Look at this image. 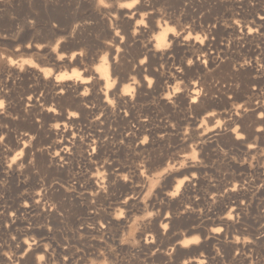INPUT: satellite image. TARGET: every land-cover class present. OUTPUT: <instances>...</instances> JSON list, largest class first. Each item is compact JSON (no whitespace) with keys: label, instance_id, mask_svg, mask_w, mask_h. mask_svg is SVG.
Returning <instances> with one entry per match:
<instances>
[{"label":"rangeland","instance_id":"rangeland-1","mask_svg":"<svg viewBox=\"0 0 264 264\" xmlns=\"http://www.w3.org/2000/svg\"><path fill=\"white\" fill-rule=\"evenodd\" d=\"M108 1L0 0V264H264V0Z\"/></svg>","mask_w":264,"mask_h":264},{"label":"bare ground","instance_id":"bare-ground-1","mask_svg":"<svg viewBox=\"0 0 264 264\" xmlns=\"http://www.w3.org/2000/svg\"><path fill=\"white\" fill-rule=\"evenodd\" d=\"M63 1H65V0H63ZM77 1V0H76ZM101 1V0H100ZM103 1V0H102ZM108 1V0H107ZM113 1V0H112ZM115 1V0H114ZM124 1V0H123ZM134 0H132V2H133ZM161 1V0H160ZM171 1V0H170ZM104 2H105V0H104ZM142 2H144V1H142ZM74 3H76V2H74ZM114 3V2H113ZM59 4V3H58ZM94 4H95V2H94ZM108 4V6H109V1H108V3L106 2V4L105 5H107ZM152 4V3H151ZM96 5V4H95ZM99 5H100V3H99ZM65 6V5H64ZM78 6V5H77ZM103 6V5H102ZM113 6V5H112ZM144 6V5H143ZM107 7V6H106ZM111 7V6H110ZM114 7V6H113ZM84 8V6H82V9ZM108 8V7H107ZM108 9H110V8H108ZM112 9V8H111ZM133 9V8H132ZM41 10V9H40ZM107 10V9H106ZM114 10V9H113ZM130 10H131V8H130ZM111 12V11H110ZM51 13V12H50ZM65 13V12H64ZM120 13V12H119ZM122 13V12H121ZM51 15V14H50ZM64 15V14H63ZM68 15V14H67ZM67 15H66V17H67ZM61 17H63L62 16V14L60 15ZM70 16V15H69ZM88 16V15H87ZM90 17V16H89ZM50 18V17H49ZM77 18V17H76ZM81 18H84V17H81ZM48 19V18H47ZM64 20H62V18H61V22H63V21H65V19H67V18H63ZM78 19V18H77ZM91 19L93 20V18H92V16H91ZM258 19L260 20V21H264V11L259 15V17H258ZM67 20H70V17L67 19ZM67 20H66V22H67ZM73 20H74V18H73ZM79 20V19H78ZM95 21V20H94ZM61 22H59L61 25H62V23ZM74 22V21H73ZM101 22H104V21H101ZM107 22V21H106ZM124 22V21H123ZM68 23V22H67ZM148 23V22H147ZM216 23V22H215ZM244 23V22H243ZM69 24V23H68ZM80 24V23H79ZM85 24V23H84ZM64 25V24H63ZM77 25V24H76ZM124 25V24H123ZM127 25V24H126ZM67 25H64V27H66ZM101 26V25H100ZM102 26H104V25H102ZM122 26V25H121ZM125 26V25H124ZM78 27V26H77ZM87 27V29H88V26H86ZM86 27H85V29H86ZM115 28H116V26H114ZM126 27V26H125ZM125 27H124V29H125ZM75 28V27H74ZM79 28V27H78ZM77 28V29H78ZM84 28V27H83ZM121 28H123V27H121ZM76 29V30H77ZM90 29V28H89ZM92 29V28H91ZM126 29H129V28H126ZM234 29V28H233ZM93 30V29H92ZM85 31V30H84ZM84 31H82V32H84ZM121 31V30H120ZM87 32V31H86ZM163 32H165V30H163ZM253 32V31H252ZM93 33V32H92ZM120 33V32H119ZM118 33V34H119ZM76 34H77V32H76ZM85 34V33H84ZM124 34V33H123ZM240 34V33H239ZM78 35V34H77ZM76 35V36H77ZM127 35V34H126ZM164 35H165V33L164 34H162L161 36H159L158 38H157V43L158 44H162V42L164 41ZM250 35H251V27H247L246 28V30L242 33V35H241V38H243V40L245 39H248L249 37H250ZM137 36L138 35H136V38H137ZM88 37H89V35H88ZM113 37V36H112ZM127 37H129V36H127ZM91 39V38H90ZM106 39V38H105ZM42 40V39H41ZM115 41V40H114ZM129 41V40H128ZM127 42V41H126ZM175 42V41H174ZM135 43V42H134ZM61 44V43H60ZM75 44V43H74ZM78 44V43H77ZM61 45H63V44H61ZM76 46H78V45H76ZM87 46H88V41H87ZM125 46H127L126 45V43H125ZM128 47V46H127ZM123 48H124V46H123ZM129 48V47H128ZM134 48V47H133ZM137 48H138V46H137ZM126 49V48H125ZM173 49V48H172ZM28 50V49H27ZM59 50V49H58ZM124 51V50H123ZM168 53V52H167ZM122 54V53H121ZM119 56H120V54H118ZM117 55V56H118ZM121 56H123V54L121 55ZM63 57L64 56H56V57H53L52 58V60H53V62H54V65L55 66H58V63H60V62H67V65L69 66V65H71V63H72V61L71 60H63ZM124 59V58H123ZM148 59H150V58H148ZM118 60H120V59H118ZM48 61V60H47ZM123 61V60H122ZM151 61H153V60H151ZM151 61H148V62H151ZM154 63H155V61H154ZM129 64V63H128ZM146 64V63H145ZM150 65H151V63H149ZM125 66H126V64H124ZM147 65V64H146ZM143 66V65H142ZM148 66V65H147ZM121 67V66H120ZM137 67V66H136ZM123 68V67H122ZM138 68V71H140V67H137ZM118 69H119V65H114V70H116V73L118 72ZM128 69V68H127ZM126 69V70H127ZM124 70V69H123ZM122 70V71H123ZM137 70V69H136ZM135 69H134V71H136ZM137 72V71H136ZM141 72V71H140ZM14 73V72H13ZM102 73L103 74H105V75H107L108 73H107V70L104 68L103 70H102ZM126 74V73H125ZM1 75V74H0ZM63 76V75H62ZM56 79V78H55ZM80 79H82V80H80L79 82L80 83H84V80H83V78H80ZM59 80V79H58ZM67 80V79H66ZM78 80H79V78H78ZM108 81V80H107ZM84 85V84H83ZM192 93H195L194 91H192ZM197 95V94H196ZM41 99V98H40ZM47 99V98H46ZM44 100H45V98H44ZM73 101H74V99H73ZM193 101V100H192ZM195 101V100H194ZM44 102V101H43ZM46 102V101H45ZM32 103V102H31ZM43 104V103H42ZM45 104V103H44ZM32 107H34L35 106V104H32L31 105ZM33 110V109H32ZM36 109H34V111H35ZM51 110V109H50ZM31 111V110H30ZM43 114V113H42ZM43 115H45V114H43ZM38 116H41V115H39L38 114ZM209 116V115H208ZM259 117V116H258ZM6 119V118H5ZM210 120H211V118H209ZM3 120V119H2ZM209 120V121H210ZM43 121H44V119H43ZM72 121H73V119H72ZM33 122V121H32ZM34 123V122H33ZM40 123V122H39ZM11 124V123H10ZM34 125V124H33ZM36 125V124H35ZM37 125H39V124H37ZM36 125V126H37ZM44 126V125H43ZM42 127V126H41ZM35 128V127H34ZM36 129V128H35ZM41 131H42V129H41ZM40 131V132H41ZM10 132V131H9ZM46 132V131H45ZM24 132H21V133H19L20 135H21V137H20V139L19 140H21V143L24 145L25 144V136L27 135V133L26 134H23ZM49 133V132H48ZM29 135V134H28ZM31 135V134H30ZM17 137V136H16ZM31 136H29V139H31L30 138ZM41 137H42V135H41ZM26 138H28V136L26 137ZM40 138V137H39ZM15 140V139H14ZM19 140L18 141H16V143H15V145H19L20 144V142H19ZM32 140V139H31ZM34 140H35V138H34ZM37 140H38V138H37ZM36 141V140H35ZM27 142V141H26ZM32 142V141H31ZM34 143V142H33ZM39 143V142H38ZM37 143V144H38ZM13 144V143H12ZM36 144V145H37ZM28 145H30L29 144V142H28ZM34 145V144H33ZM50 146V145H49ZM17 147V146H16ZM19 147V146H18ZM17 147V148H18ZM14 148H15V146H14ZM23 148H25L24 150H30L29 148H27V146H25V147H23ZM13 150V149H12ZM21 150H22V148H21ZM27 150V151H28ZM34 150V149H33ZM23 151V150H22ZM25 152V153H29V152ZM21 152H19V153H16L13 157H12V159H14L15 157H16V155L17 154H20ZM26 155V154H25ZM35 155H37V153L35 154ZM83 155V154H82ZM43 156V155H42ZM26 158V157H25ZM35 158V157H34ZM44 158H45V156H44ZM93 158V157H92ZM30 159V158H29ZM36 159V158H35ZM34 159V160H35ZM43 160V159H42ZM45 160V159H44ZM43 160V161H44ZM16 161V163H17V160H15ZM23 161H25V159L23 160ZM23 161H21V162H23ZM32 162H34V161H32ZM15 162H14V164H16ZM24 163V162H23ZM22 163V164H23ZM41 163V162H40ZM39 163V164H40ZM11 166H12V164H11ZM17 166H19V165H17ZM21 166V165H20ZM25 167H26V165H24ZM28 166V165H27ZM30 167V166H29ZM45 168V167H44ZM43 168V169H44ZM24 169V168H23ZM53 169V168H52ZM42 171V170H41ZM51 172V171H50ZM14 173V172H13ZM179 180V179H178ZM182 183V180H179L178 181V183H177V185H176V188L175 189H178V187L180 186V184ZM55 186V185H54ZM215 186V185H214ZM55 188V187H54ZM51 189V188H50ZM58 190H59V188H57ZM53 191V190H52ZM99 191V190H98ZM54 192V191H53ZM58 192V191H57ZM259 192V191H258ZM59 194H61V193H59ZM83 194V193H82ZM98 194V193H97ZM53 195V194H52ZM61 195H64V194H61ZM99 195V194H98ZM101 195V194H100ZM103 195V194H102ZM41 196V195H40ZM45 196V195H44ZM67 196V195H66ZM83 196H85V195H83ZM87 196V195H86ZM233 196H236V194H233ZM54 197H56V196H54ZM101 198V197H100ZM46 200V199H45ZM59 200V199H58ZM261 203V202H260ZM61 205H62V203H61ZM236 205V204H235ZM59 208V207H58ZM47 210V209H46ZM235 211H237V210H235ZM50 212V211H49ZM153 222H155V221H153ZM105 227V226H104ZM230 227V226H229ZM103 228V227H102ZM263 232V231H262ZM146 233V232H145ZM194 239V238H193ZM189 241H190V239H188ZM187 240V241H188ZM145 241V240H144ZM181 241V240H180ZM184 241V240H183ZM179 243V242H178ZM189 244V243H188ZM187 244V245H188ZM180 245H182V244H180ZM185 245H186V243H185ZM184 245V246H185ZM232 245V244H231ZM233 245H235V244H233ZM183 246V245H182ZM146 247H147V245H146ZM159 250V249H158ZM191 252V251H190ZM158 255V254H157ZM159 257H160V255H159ZM159 259H161V257L159 258ZM163 259V258H162ZM161 259V260H162ZM164 260V259H163Z\"/></svg>","mask_w":264,"mask_h":264},{"label":"snow or ice","instance_id":"snow-or-ice-1","mask_svg":"<svg viewBox=\"0 0 264 264\" xmlns=\"http://www.w3.org/2000/svg\"><path fill=\"white\" fill-rule=\"evenodd\" d=\"M133 6H135V0H134V3L133 4L123 5V7H133Z\"/></svg>","mask_w":264,"mask_h":264}]
</instances>
